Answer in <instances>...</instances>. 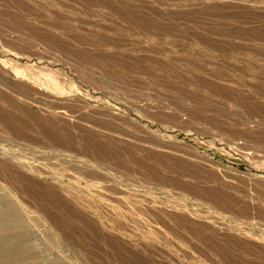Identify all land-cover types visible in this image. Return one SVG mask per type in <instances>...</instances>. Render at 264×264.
I'll use <instances>...</instances> for the list:
<instances>
[{"label":"rangeland","instance_id":"1","mask_svg":"<svg viewBox=\"0 0 264 264\" xmlns=\"http://www.w3.org/2000/svg\"><path fill=\"white\" fill-rule=\"evenodd\" d=\"M0 264H264V0H0Z\"/></svg>","mask_w":264,"mask_h":264},{"label":"bare ground","instance_id":"2","mask_svg":"<svg viewBox=\"0 0 264 264\" xmlns=\"http://www.w3.org/2000/svg\"><path fill=\"white\" fill-rule=\"evenodd\" d=\"M72 50H73V49H72ZM75 52H76V51H75ZM79 52H80V51H79ZM79 52H78V53H79ZM85 52H86V51H85ZM72 53H73V52H72ZM91 54H92V53H91ZM90 76H91V75H90ZM95 81H96V80H95Z\"/></svg>","mask_w":264,"mask_h":264}]
</instances>
